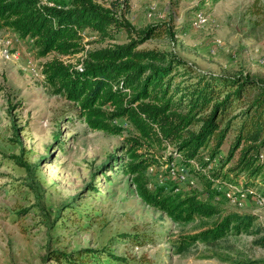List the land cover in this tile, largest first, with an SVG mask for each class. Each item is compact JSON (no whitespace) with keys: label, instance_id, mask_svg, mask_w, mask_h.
Returning a JSON list of instances; mask_svg holds the SVG:
<instances>
[{"label":"rangeland","instance_id":"obj_1","mask_svg":"<svg viewBox=\"0 0 264 264\" xmlns=\"http://www.w3.org/2000/svg\"><path fill=\"white\" fill-rule=\"evenodd\" d=\"M67 1L47 0L56 5ZM96 1L109 6L112 0ZM175 1L129 0L125 16L133 32L156 23L167 29L164 36L148 39L139 48L175 54L200 73H242L264 84V0ZM197 13L206 18L198 26ZM126 41L125 32L115 40L86 32L85 50L60 59L79 70L86 50ZM5 47L9 57L3 55ZM53 57L37 56L30 40L0 29V264H57L51 259L54 251L85 248L126 260L107 258L103 264H264V246L254 243L264 236V208L251 199L239 209L226 200L223 205L257 215L256 227L262 232L230 236L213 246L199 243L176 254L180 235L209 227L213 219L176 224L136 196L119 168L123 137L132 134L131 125L124 119L113 121L122 129L121 136L92 130L79 116L78 105L50 94L38 71ZM232 135L231 131L210 170L225 172L232 166L226 158ZM178 158L148 170L150 187L163 186L174 193L196 189L201 198L209 199L200 183L189 182L188 172L185 179L173 173ZM253 187L264 194V180L257 179Z\"/></svg>","mask_w":264,"mask_h":264},{"label":"trees","instance_id":"obj_2","mask_svg":"<svg viewBox=\"0 0 264 264\" xmlns=\"http://www.w3.org/2000/svg\"><path fill=\"white\" fill-rule=\"evenodd\" d=\"M128 11L129 0H112L109 6L96 0L51 6L40 0H0V29L32 40L39 57L56 55L42 63L46 89L78 105L89 128L121 136L122 129L113 121L124 119L131 125L132 134L123 137L119 168L144 204L180 225L213 219L209 227L180 235L176 254L199 243L213 246L230 236L262 232L256 227L257 215L226 210L224 198L211 199L216 179L237 181L243 175L244 186L264 180V84L242 73H200L175 54L139 48L148 39L164 36L167 29L156 23L135 33L125 16ZM86 32L109 40L125 32L127 41L86 50L78 70L60 57L83 52ZM231 131L226 158L232 166L225 172L210 170ZM176 158L209 199L201 198L196 189L174 193L163 186L150 187L149 168ZM132 240L142 244L137 237ZM254 243L264 246V236ZM107 258L126 261L92 248L51 254L57 264H103Z\"/></svg>","mask_w":264,"mask_h":264},{"label":"built area","instance_id":"obj_3","mask_svg":"<svg viewBox=\"0 0 264 264\" xmlns=\"http://www.w3.org/2000/svg\"><path fill=\"white\" fill-rule=\"evenodd\" d=\"M40 3L50 5V6L55 5L53 3H48L47 0L46 1L40 0ZM148 16H152V13L149 12ZM205 21H206V18L204 17V15L202 13H197L195 16L194 25L195 24L197 26L201 25ZM23 39L30 40L28 38H23ZM30 41L32 42V40ZM6 44L8 45V43ZM3 55L5 57H9V51L6 47L3 49ZM38 76L42 79L44 78V74L42 72V66H41V69H39L38 71ZM170 163H173V161ZM169 164H166L163 166H168ZM152 167H156V166H151L149 169H151ZM176 172H178L179 174H177ZM176 172H173V173L177 175L180 179H185L188 169L181 163H178ZM194 180L195 179L191 177L189 179V182L193 184ZM243 182H244L243 175H241L237 181H228V180L220 181L219 179H216L213 185V193L215 194L216 198L218 197V195L223 196V198L227 201L228 204L238 209L244 207L246 201H248L249 199L254 200L258 205L264 208V194L259 193L253 186H244ZM204 194L207 197V193L205 192Z\"/></svg>","mask_w":264,"mask_h":264}]
</instances>
